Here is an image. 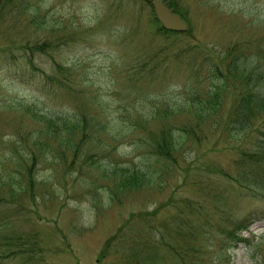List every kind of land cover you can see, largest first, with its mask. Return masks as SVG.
<instances>
[{"label":"rangeland","instance_id":"374dc122","mask_svg":"<svg viewBox=\"0 0 264 264\" xmlns=\"http://www.w3.org/2000/svg\"><path fill=\"white\" fill-rule=\"evenodd\" d=\"M17 1L19 9L0 14V264H264V191L249 177L245 188L232 178L240 179V155L260 153L259 119L230 131L233 138L222 126L211 130L214 116L224 124L232 115L240 85L222 92L215 114L199 124L203 142L171 175L156 183L138 175L145 185L118 187L133 180L127 167L139 169L147 151L133 118L145 117L152 132L193 126L182 89L194 81L189 72L205 78H195L197 92L218 95L210 71L213 62L224 68L225 50L264 59V0H160L191 28L174 36L160 32L152 0ZM43 42V53L26 50ZM156 55L165 73L134 83V67ZM243 57L250 70L254 60ZM163 108L172 115L151 120ZM29 152L41 153L27 178L20 166ZM250 165L254 180L264 163ZM242 219L236 242L225 233Z\"/></svg>","mask_w":264,"mask_h":264},{"label":"trees","instance_id":"16d2710c","mask_svg":"<svg viewBox=\"0 0 264 264\" xmlns=\"http://www.w3.org/2000/svg\"><path fill=\"white\" fill-rule=\"evenodd\" d=\"M15 1L16 3H18L17 6H15L14 3ZM13 6L14 8H12ZM20 6H21V2L17 0H0V14L1 13L3 15L9 14L10 11H16L17 9H19ZM172 12L174 11L172 10ZM38 16L39 14L34 13V15L31 16L30 18V23L36 22L37 20L35 18H38ZM155 22L157 24L159 23L157 22L156 18H155ZM159 27H160V32H162V35H169V34H172V36L177 34L179 35V33L164 30L161 27L160 23H159ZM190 29L191 28H189L186 32H181L180 34L186 35L190 32ZM47 47L48 45L43 42L42 45L33 44V46L31 47L30 46L27 47L26 50H29L31 54H33V52L40 54L43 53V51L46 50ZM244 49L247 50L246 48ZM243 55L244 57L242 56V53H239V50L236 49V47L233 45V47L225 50V52L222 55L225 57V59L219 62V64L224 66V68L217 66L216 62H213L212 65L214 68L210 72L213 75V77H216L217 80H220V84L217 85V87H219L217 90L218 95L215 93V91L214 93H209V94H207V92L204 93L197 92L198 90L195 88V83H194L197 81L195 78L200 80H203L205 78L204 76L203 77L200 76L201 73L199 72V70L198 71L196 70L193 74L189 72V78L193 79L194 81L193 83H189L187 86H183L182 89H185L186 98H187L185 112L187 113V115L192 116L194 120L196 119V122L194 123L193 126L184 125L178 127L177 125L176 126L174 125L171 128L169 127L166 128L165 127L166 124H165L158 131L152 132V131H147L148 123L146 122L145 117H143L142 119L141 117L138 116L140 118V122H136V121L134 122L133 121L134 118L132 119L131 125H133L137 131L145 133V137H143V141L147 146L146 148L147 151L144 154L145 156L142 161V166L139 169L135 168V166L127 167V169H131L130 170L131 172L127 174L129 175L131 174L133 180L131 181V179H129V181L131 182L124 181L123 183H120L118 185L120 189H126V188L129 189L135 186L139 187L140 184L145 185L146 183L144 184V182L140 183L141 181L144 180V179L142 180L140 176H142L143 178L153 177L154 183H156V181H160L164 177L166 178V175H171L173 171L176 170V167H178L179 165V163L177 162H181L182 160L184 161L186 150L190 153L192 151L191 150L192 146H195V144L200 145L203 142L202 131L199 127L200 126L199 124L201 123V121H205L206 118H208V120L211 119L208 116L209 112L211 113L213 112L212 114H215L217 106L222 102V99L220 98L222 92L228 90L229 86L235 87V85L238 84L242 87V89L241 91H239L238 94L239 99L232 105L233 108L232 115H230V117L229 116L226 117L227 122H225L224 124H222V120L219 118L218 115L214 116V122L213 124H211L213 128H211V130L216 132L218 130L217 127H219L220 130L222 126L221 135H224V138L226 139L228 136L230 138H233L232 136L235 133L239 131L241 132L244 128L248 129L253 125V120H255L256 118L259 119L258 126L256 127L258 130L255 128L254 132L256 131L258 136L259 134H261L262 135L261 138H263V141H259L258 145L256 146V148L259 149L260 153L259 152L255 153L252 156L254 158L253 159L249 158V160H247L245 156L240 155V159L244 162L243 164H239V166L236 168V170L238 171L237 176L240 177V179L236 180L235 176L234 177L229 176V177H232L234 179V183H236L238 188H242V187L245 188L247 185L250 186V184L248 183L249 181L247 180L249 177V179H251L250 181L253 182L254 184L253 185L254 191H256L257 193H259V191H257L256 189L260 191H264V184L261 185L262 180L264 182V177H263L264 170L263 169L261 170L260 176L256 174V178H254L253 180L252 174L254 173L253 172L254 167L250 165L252 163L257 165L259 164V162L264 163V134L260 132L261 129L263 131L264 128L261 126L262 122L264 121L263 119L264 65H262L261 62H264V59H262V56H258V54H256V58H254L253 55L247 54V52H244ZM242 57L243 59L251 57L254 60V62L249 61L251 62V64H253L250 70H248V67L246 65L247 63L244 64V61H241ZM164 62L166 61L160 59L158 55H156L155 57H150L149 59L145 58L143 62L139 63L137 66L134 67L133 71H135V73L130 74L129 77L132 79L134 83H135L134 81L135 78L142 76V74L144 75L145 79H150L152 77L156 78L158 76L161 77L163 75L162 73H165L166 71L164 69V64H165ZM222 76L226 77L224 81H222L223 80ZM228 78L231 79L227 84ZM135 85L130 86L129 83V86L132 89H135ZM143 94L144 93H142V95ZM154 109L156 110L157 107L154 106ZM170 115L172 114L169 113V111H167V108L166 109L163 108L162 112H158V111L154 112L153 115L151 116V120L154 119L163 120L162 119L163 116L168 117ZM138 117H135V119ZM90 121H93L92 117H90L89 119L84 118L82 120L84 126ZM60 122L61 123L57 122L56 125L62 128L64 127L67 130L70 129V127H68V125H71L70 123L67 124L65 121H60ZM230 131H235V133L230 135ZM53 132L55 133L57 131H52L51 133ZM173 132H175L176 134H173ZM82 136L88 137L87 134L85 133H83ZM54 137L55 138L59 137V131L56 133ZM72 138L73 137L70 134L68 137H65L64 140H61L60 145H62L64 148L65 147L68 148L70 141L73 140ZM38 142L39 141H34L32 143V146L38 148L39 146ZM76 147L78 148V145ZM66 148L63 149L62 153L67 151ZM40 153L35 154L34 152L33 153L29 152L28 157L25 159L26 162L21 163V166L20 163L18 164L21 168L23 167V170L26 171V174L28 173L26 175L27 178L29 174L30 176L33 174V169L35 164H37L38 161L37 158L38 155H40ZM123 168L117 169L116 171L120 173L121 171H123ZM116 171H113L111 176L114 175L117 176ZM29 181L30 184L32 185L34 184V182L31 181L30 179ZM147 184H149L148 181ZM9 192L11 193V189L9 190ZM246 227H247L246 220L242 219L236 222L232 227V229L228 230L225 234L228 238L234 239L236 242H239L241 241V239L239 238L237 232L239 230H242V228H246ZM16 238L17 237L15 238L10 237L9 239H6V241H11L12 239H16ZM170 248L172 250L171 252L172 257L177 258L180 262H184L185 258L183 257L185 255L182 252L179 253L178 251H175V249H173L172 247ZM151 257H152L151 254L145 256L147 260L150 259L152 261L154 260L156 262L158 261L157 259L153 260ZM159 259L164 260L160 257Z\"/></svg>","mask_w":264,"mask_h":264},{"label":"water","instance_id":"95a60500","mask_svg":"<svg viewBox=\"0 0 264 264\" xmlns=\"http://www.w3.org/2000/svg\"><path fill=\"white\" fill-rule=\"evenodd\" d=\"M150 6L153 8V14L157 18V22L161 24L165 30L172 32H180L188 29V26L182 21L180 16L171 13L170 8L165 6L160 0H152Z\"/></svg>","mask_w":264,"mask_h":264}]
</instances>
